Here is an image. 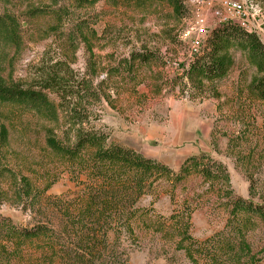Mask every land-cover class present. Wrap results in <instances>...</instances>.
<instances>
[{
	"label": "rangeland",
	"instance_id": "obj_1",
	"mask_svg": "<svg viewBox=\"0 0 264 264\" xmlns=\"http://www.w3.org/2000/svg\"><path fill=\"white\" fill-rule=\"evenodd\" d=\"M179 1L183 8L177 15L167 0H0V15L8 13L19 23L18 46L0 40V72L8 83L43 89L50 78L60 79L63 89H44L49 98L56 105L64 102L65 108L77 104L109 142L156 159L173 172L188 157L205 156L229 175L230 197L209 187L198 173L178 182L173 196L166 184L156 195L142 196L138 206L152 217L134 223L135 241L120 235L124 264H193L177 248L179 235L172 225L162 231L152 225L156 214L167 219L190 213L189 234L203 241L224 228L233 198L264 205V102L246 90L255 69L244 52L232 48L233 64L225 78L212 84L189 80L190 46L182 32L191 19L190 3ZM254 2L260 12L253 32L264 44V0ZM78 29L96 32V39H90L94 58ZM132 52L150 56L127 72L121 60ZM118 65L117 75L99 83L105 70ZM90 82L110 99L85 96ZM59 115L62 122L64 115ZM49 124L0 103V126L8 131L0 146V216L21 228L55 227V198L76 196L85 179L73 180L47 149L43 126ZM63 130L56 129L59 137ZM49 180L54 183L44 193ZM26 183L34 197L25 194ZM246 240L264 264V226L258 218Z\"/></svg>",
	"mask_w": 264,
	"mask_h": 264
},
{
	"label": "trees",
	"instance_id": "obj_2",
	"mask_svg": "<svg viewBox=\"0 0 264 264\" xmlns=\"http://www.w3.org/2000/svg\"><path fill=\"white\" fill-rule=\"evenodd\" d=\"M167 1L179 15L182 3ZM77 31H80L90 58H94L91 41L96 39V32L92 29H88V33L82 29ZM19 37L17 19L8 13L0 15V40L18 46ZM232 48L244 52L248 65L255 69V76L246 86L248 95L264 102V44L255 32L235 23L221 24L209 31L200 51L190 57L186 77L210 84L225 78L233 64ZM149 56L147 52H132L129 59L121 60L122 65L131 72L135 61H147ZM119 68L120 65L105 70V78L99 83L112 79L119 73ZM55 87L64 88L62 81L55 77L47 80L43 89H33L8 83L0 72V103L38 115L51 123L43 126L47 149L73 180L78 182L80 176L85 177L76 196L55 198L59 220L55 227L39 223L21 228L0 216V264H124L126 260L121 256L126 253L121 254L119 250L120 235L125 234L135 241L134 223L150 215L148 209L138 206L142 196L156 195V190L163 184L170 187L173 196L175 185L191 173L201 175L209 187L217 188L220 194L224 192L231 196L229 175L221 163L205 156H191L177 172H173L156 159L109 142L107 134L90 125L87 117L83 118L87 113H82L77 104H68L66 108L64 102L56 105L44 91ZM86 92L85 96L94 101L110 99L109 95L96 91L91 82L86 86ZM59 113L64 115L62 122ZM56 129H64L63 138L57 135ZM7 138V129L0 126V146ZM53 183L54 180H49L43 192ZM23 187L27 196L34 197L29 183ZM230 206L224 228L203 241L189 234L190 213H174L167 219L156 214L152 225L159 231L172 225L179 235L177 248L183 249L193 264H262L252 252L246 233L253 227L254 218L264 226V205L233 198Z\"/></svg>",
	"mask_w": 264,
	"mask_h": 264
},
{
	"label": "built area",
	"instance_id": "obj_3",
	"mask_svg": "<svg viewBox=\"0 0 264 264\" xmlns=\"http://www.w3.org/2000/svg\"><path fill=\"white\" fill-rule=\"evenodd\" d=\"M188 2L191 19L182 36L189 43L191 56L200 51L205 37L212 28L235 23L248 31H253L255 15L260 12L254 0H188Z\"/></svg>",
	"mask_w": 264,
	"mask_h": 264
}]
</instances>
